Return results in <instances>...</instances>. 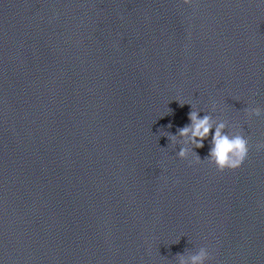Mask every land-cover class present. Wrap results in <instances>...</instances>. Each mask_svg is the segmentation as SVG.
<instances>
[{"label": "clouds", "instance_id": "1", "mask_svg": "<svg viewBox=\"0 0 264 264\" xmlns=\"http://www.w3.org/2000/svg\"><path fill=\"white\" fill-rule=\"evenodd\" d=\"M184 4H191L192 0H183ZM183 106L184 104H180ZM192 107V105H190ZM246 114L251 117H260L262 115V109L260 107H250L245 109ZM189 124L184 125L177 129L176 135L180 137H187L193 146V156L195 163H201L202 159L194 151V149H200L204 147L205 140L208 139L213 124L211 123V117L208 115L199 116V113L192 110L188 113ZM171 128L172 125L167 126ZM226 125L220 123L215 127L214 133L211 134V147L207 157L203 160H207L208 163L214 165L220 172L225 170H236L240 168L247 160L250 152V144L248 138L242 135L240 132L236 134H229L224 129ZM190 133V135H189ZM176 135L168 136L171 142H175ZM257 151L264 150V143L256 145ZM189 149L181 147L178 152V157L181 159H187ZM210 259V253L207 248L201 247L200 250L191 256V264H205ZM180 264H185L183 257L181 256Z\"/></svg>", "mask_w": 264, "mask_h": 264}]
</instances>
